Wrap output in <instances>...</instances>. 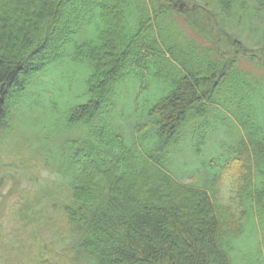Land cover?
<instances>
[{
  "label": "trees",
  "instance_id": "trees-1",
  "mask_svg": "<svg viewBox=\"0 0 264 264\" xmlns=\"http://www.w3.org/2000/svg\"><path fill=\"white\" fill-rule=\"evenodd\" d=\"M185 1L0 0V130L48 66L88 71L63 119L80 135L43 133L76 264H264V81L238 68L222 25L261 29L264 49V0ZM60 77L64 88L39 80L51 114L70 91ZM184 144L193 183L173 171ZM235 170L238 214L215 195Z\"/></svg>",
  "mask_w": 264,
  "mask_h": 264
},
{
  "label": "rangeland",
  "instance_id": "rangeland-1",
  "mask_svg": "<svg viewBox=\"0 0 264 264\" xmlns=\"http://www.w3.org/2000/svg\"><path fill=\"white\" fill-rule=\"evenodd\" d=\"M209 1L186 0L185 3L192 6L193 3L204 4ZM208 10L205 11L210 13L211 10ZM209 16L211 19L205 18L204 21H220L214 13ZM260 18L264 21V15ZM176 21L178 27L185 29L186 36L195 35L191 28L184 26L182 19L177 17ZM222 25L231 34L229 38L231 51L228 52L240 58L237 61L238 68L253 79L264 81L261 29H255V32L250 34L248 23L242 26L235 22L225 24L222 22ZM256 25L264 29V23L260 24L257 21ZM220 45L219 50L222 49ZM257 62L260 67L256 65ZM87 74L84 65H71L66 61L48 66L44 74L34 79L35 83L25 98L27 106L19 107L15 115V111H12L5 126L0 130V264H76L74 259L70 258L72 253L63 251L65 243L72 237L68 234L69 228L62 215V209L55 210L51 206L56 204L55 200L59 198L63 203L66 202L67 197L64 180L51 172L46 163L43 165L45 162L43 160L47 159L43 133H50L54 139L75 138L80 135L79 130L65 127L63 119L68 107L83 100L81 93ZM60 75L69 82L67 89L70 91L62 99L55 114H51L45 109L46 101H41L37 92L39 84H42L39 80L44 77L48 87L64 88ZM128 89L132 90L130 86ZM228 121L231 127H235L233 121L230 122V119ZM221 131L222 129L216 133ZM189 158L187 152H182L173 171L183 177L180 169L184 170L185 181L193 183L196 176L189 177L188 169L197 163ZM243 175L236 170L229 172L216 187V201L236 214L240 211L236 196L243 184ZM25 214L27 219L24 218ZM259 232L258 229V236ZM252 234L255 239L252 235L249 237L245 235L244 240L238 245L245 247L253 244L254 240L256 241V234ZM249 250L252 251L251 248ZM242 256L240 253L242 264H247V256L243 259ZM234 262L239 264L235 260Z\"/></svg>",
  "mask_w": 264,
  "mask_h": 264
}]
</instances>
